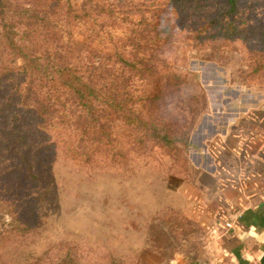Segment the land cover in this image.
I'll return each mask as SVG.
<instances>
[{
	"label": "rangeland",
	"instance_id": "1",
	"mask_svg": "<svg viewBox=\"0 0 264 264\" xmlns=\"http://www.w3.org/2000/svg\"><path fill=\"white\" fill-rule=\"evenodd\" d=\"M108 1L131 7V26L139 40L138 21L156 19L154 6L169 0ZM14 2L32 5L35 0ZM221 7L214 2L203 5L197 19L187 18L174 29L178 60L171 55L169 59L192 73L182 92H167L164 102L157 103L164 107L149 113L139 111L142 100L135 102L134 116L141 113L144 120L133 128L124 129L117 117L105 119L106 129L109 123L116 125L112 151L106 146L103 156L91 155L90 144L79 143V135L76 145L83 155L72 159L62 144L49 147L39 153V178L31 181L21 174L5 143H0V264L210 263L212 241L223 231L214 228L220 204L216 179L198 162V157H206L203 143L215 150L211 155L220 156L217 145L221 143L216 142L222 131L216 133L213 127L225 128L233 111L257 114L264 124V0H241L234 22L241 31L234 38H217L215 26L205 29L209 21H217ZM106 29L116 37L124 34L120 25ZM134 43L136 48L145 47L143 41ZM149 45L148 51L157 47ZM117 65L121 75L116 82L122 89L130 87L137 98L145 90L152 91L154 85L147 79ZM14 85H0L1 104L10 105ZM189 95L193 97L188 101ZM57 107L62 116L79 114L69 96ZM21 114L12 107L0 111L10 125ZM156 115L165 126L161 133L172 131L178 142L161 146L158 138L147 133V121L154 132ZM187 130L185 143L180 139ZM10 168L15 171L8 174Z\"/></svg>",
	"mask_w": 264,
	"mask_h": 264
},
{
	"label": "trees",
	"instance_id": "2",
	"mask_svg": "<svg viewBox=\"0 0 264 264\" xmlns=\"http://www.w3.org/2000/svg\"><path fill=\"white\" fill-rule=\"evenodd\" d=\"M211 2L221 5L217 21L205 25L217 28V38H234L241 29L234 24L241 0H169L157 3L153 11L157 18L148 20L142 17L137 39L135 28L131 26V7L111 3L108 0H35L32 5L16 4L14 0H0V85L8 88L14 85L13 99L9 104L0 103V111L17 109L21 118L10 125L0 116V143H5L17 158L21 174L25 179L36 181L39 178V153L54 145L62 144L66 151L78 154L79 143L88 142L91 155L103 156L104 148H114L115 126L105 119H121L124 129L143 123L133 104L142 100V108L160 110L169 95L167 92H182L192 73L173 61L178 60L174 53V29L179 28L187 18H198L199 7ZM142 11L147 8L141 9ZM131 17V19H130ZM124 28L123 35L114 36L107 32ZM184 25V23H183ZM190 26V25H184ZM83 30L77 34V30ZM110 40V45L104 35ZM152 38V43L149 42ZM105 38V39H104ZM101 41L104 43L102 44ZM144 42L145 47H135L134 42ZM125 43L126 47H121ZM157 47L148 51L151 46ZM102 55V57H101ZM99 58L100 61L95 59ZM108 61L113 65L108 66ZM117 64H122L128 72H136L149 84L152 91L139 97L122 89L116 79L121 75ZM123 73V71H122ZM196 76V75H194ZM124 93V97L119 93ZM135 92V90H134ZM46 98L42 97V94ZM64 96L73 99L79 107V114L59 115V104ZM2 95L0 92V99ZM188 96V101L192 98ZM54 100V101H53ZM196 106L200 108L199 102ZM195 106V108H196ZM180 108V106H178ZM182 109V108H181ZM200 111V109H199ZM153 120L147 133L158 138V142H178V137L169 130L162 134L165 126ZM192 125V123H191ZM191 127V126H190ZM105 136L108 142H104ZM188 130L186 131V133ZM175 135V136H174ZM151 136V135H150ZM189 133L180 141L188 142ZM164 143V144H163ZM105 154V153H104ZM8 174H11L12 168ZM22 231H27L24 229Z\"/></svg>",
	"mask_w": 264,
	"mask_h": 264
},
{
	"label": "crops",
	"instance_id": "3",
	"mask_svg": "<svg viewBox=\"0 0 264 264\" xmlns=\"http://www.w3.org/2000/svg\"><path fill=\"white\" fill-rule=\"evenodd\" d=\"M232 113L228 114L232 118L226 121L225 128L213 127L216 133L222 131L216 144L221 143L217 145L218 154L227 158L217 155L216 160V154L211 155L215 150L204 143L202 154L206 157H198L217 182L215 194L220 204L216 221H233L232 228L212 241L213 258L209 264H264L263 119L253 113Z\"/></svg>",
	"mask_w": 264,
	"mask_h": 264
},
{
	"label": "built area",
	"instance_id": "4",
	"mask_svg": "<svg viewBox=\"0 0 264 264\" xmlns=\"http://www.w3.org/2000/svg\"><path fill=\"white\" fill-rule=\"evenodd\" d=\"M233 227V221L232 220H219L216 222L214 228L218 231H227L229 230L230 228Z\"/></svg>",
	"mask_w": 264,
	"mask_h": 264
}]
</instances>
